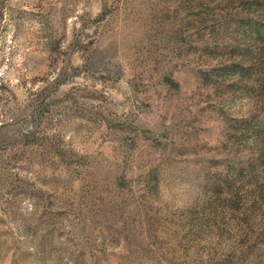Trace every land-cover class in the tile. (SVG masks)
Returning a JSON list of instances; mask_svg holds the SVG:
<instances>
[{
	"label": "rangeland",
	"instance_id": "rangeland-1",
	"mask_svg": "<svg viewBox=\"0 0 264 264\" xmlns=\"http://www.w3.org/2000/svg\"><path fill=\"white\" fill-rule=\"evenodd\" d=\"M0 264H264V0H0Z\"/></svg>",
	"mask_w": 264,
	"mask_h": 264
}]
</instances>
